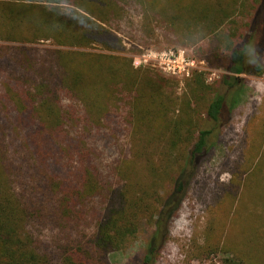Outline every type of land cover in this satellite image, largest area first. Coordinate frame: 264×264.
Wrapping results in <instances>:
<instances>
[{
	"label": "trees",
	"instance_id": "1",
	"mask_svg": "<svg viewBox=\"0 0 264 264\" xmlns=\"http://www.w3.org/2000/svg\"><path fill=\"white\" fill-rule=\"evenodd\" d=\"M137 12L148 21L162 18L183 41L206 40L203 57L228 74L222 85L237 86L231 75L264 73V0H5L0 1V38L89 48L94 42L106 44L103 25L114 29L110 20ZM47 54L37 62L22 49L13 51V61L27 65L12 77H0V264H109L112 249L143 225L155 231L141 263L154 264L198 161L210 150L213 130L201 129V114L190 113L188 104L177 120L159 119L163 103L142 81L121 111L125 126L134 137L146 136L147 130L165 139L160 163L146 143L138 148L147 166L146 181H141L138 173L126 170L121 154L105 160L110 149L126 146L116 139L109 113L93 110L87 99L98 83L104 86L113 77H89V60L77 73L67 51ZM119 78L126 87L137 81ZM191 84L199 92L205 80L193 77ZM229 98L216 93L206 121L224 127L236 106ZM48 227L57 232L49 244L41 232Z\"/></svg>",
	"mask_w": 264,
	"mask_h": 264
},
{
	"label": "rangeland",
	"instance_id": "2",
	"mask_svg": "<svg viewBox=\"0 0 264 264\" xmlns=\"http://www.w3.org/2000/svg\"><path fill=\"white\" fill-rule=\"evenodd\" d=\"M60 6L70 9L66 4ZM123 17L109 21L114 29L103 25L106 32L101 31L106 44L94 42L89 48L58 46L51 40L18 43L0 38V77H12L14 71L27 65L13 61V51L18 49L28 52L37 62L48 56L47 51H67L77 73L83 72L82 62L89 60L87 63L93 64L89 77H113L104 86L98 83L87 99L93 110L100 109L102 115L109 113L116 139L126 146L110 149L105 160L112 162L121 154V163L128 161L124 165L126 170L138 173L141 181H146L147 166L146 157L138 156V148L142 142L146 143L156 163H160L165 137H154L147 130L146 136L134 137L126 128V112L121 111L127 110L130 94L135 99L137 90L144 85L142 81L148 82L149 87L144 88L155 90L156 99L163 103V116L159 119L166 123L177 120L182 107L186 110L185 104L190 105V113L194 110L201 114L197 118L201 129L213 130L210 150L198 161L196 176L172 220L166 241L154 256V264H241L240 260L251 262V258L256 260L254 264H264V73L231 75L237 77V86L222 85L223 77L228 74L225 68L212 65L203 57L201 46L208 47L206 40L195 44L188 36L191 40L183 41L162 18L152 16L149 21L144 20L143 12ZM241 18L237 21L242 22ZM229 36L235 42L234 35ZM148 51L182 52L188 60L196 62V68L189 76L179 77L153 67L136 68L134 59ZM253 64L249 62V68ZM119 77H137L131 79L137 81L129 82L130 86L126 87ZM193 77L205 80L199 92L191 84ZM216 93H227L232 102L236 101L230 121L224 127L206 121L205 117ZM91 226L89 223L88 227ZM154 231L153 226L143 225L123 246L112 249L109 264H142ZM41 232L48 244L57 233L52 227Z\"/></svg>",
	"mask_w": 264,
	"mask_h": 264
},
{
	"label": "built area",
	"instance_id": "3",
	"mask_svg": "<svg viewBox=\"0 0 264 264\" xmlns=\"http://www.w3.org/2000/svg\"><path fill=\"white\" fill-rule=\"evenodd\" d=\"M136 68L153 67L171 76H189L196 68L194 60H188L182 52H155L148 51L134 59Z\"/></svg>",
	"mask_w": 264,
	"mask_h": 264
}]
</instances>
